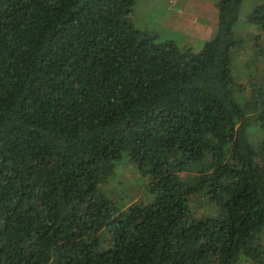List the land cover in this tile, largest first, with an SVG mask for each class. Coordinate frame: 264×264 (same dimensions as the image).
Here are the masks:
<instances>
[{
	"label": "trees",
	"instance_id": "obj_1",
	"mask_svg": "<svg viewBox=\"0 0 264 264\" xmlns=\"http://www.w3.org/2000/svg\"><path fill=\"white\" fill-rule=\"evenodd\" d=\"M212 1L196 50L137 0H0V264H264V0ZM125 159L152 201L104 190Z\"/></svg>",
	"mask_w": 264,
	"mask_h": 264
},
{
	"label": "rangeland",
	"instance_id": "obj_2",
	"mask_svg": "<svg viewBox=\"0 0 264 264\" xmlns=\"http://www.w3.org/2000/svg\"><path fill=\"white\" fill-rule=\"evenodd\" d=\"M198 1L200 0H137L132 8V17L138 28L159 32L163 39H174L181 46H192L199 50L208 40L206 39L208 35L201 36L199 30L194 27L195 19L199 20L198 25L202 24ZM250 11V8L245 5L237 30L251 31L252 24L248 20ZM175 19L183 20L180 23L185 22L184 25L188 26V36L183 29H180ZM136 173L131 163L125 159L118 167L115 181L106 184L104 190L121 205L152 201L153 195L147 186L148 178H142ZM193 204V209L199 216L215 212V208L204 199L196 200Z\"/></svg>",
	"mask_w": 264,
	"mask_h": 264
},
{
	"label": "crops",
	"instance_id": "obj_3",
	"mask_svg": "<svg viewBox=\"0 0 264 264\" xmlns=\"http://www.w3.org/2000/svg\"><path fill=\"white\" fill-rule=\"evenodd\" d=\"M193 4H196V2H193ZM197 5L200 9V18L202 24L198 25L199 20L195 19V21L193 20V22L195 23L194 27L195 29L199 30L198 32L201 36L208 35V38L206 39L209 40L217 32L218 10L215 9L216 8L215 3L212 0H200L197 2ZM175 22L176 23L178 22L177 25L180 27V29H183L185 31L184 33L186 34V36H188L187 35L188 26L186 24L184 25L185 22L180 23L183 22V20L176 21V19ZM190 24H191V20H190Z\"/></svg>",
	"mask_w": 264,
	"mask_h": 264
}]
</instances>
